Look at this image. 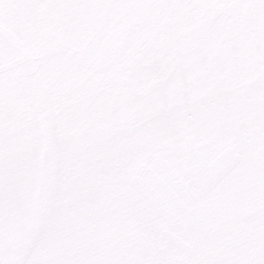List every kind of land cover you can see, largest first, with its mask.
Returning <instances> with one entry per match:
<instances>
[{
	"label": "snow or ice",
	"instance_id": "1",
	"mask_svg": "<svg viewBox=\"0 0 264 264\" xmlns=\"http://www.w3.org/2000/svg\"><path fill=\"white\" fill-rule=\"evenodd\" d=\"M0 264H264V0H0Z\"/></svg>",
	"mask_w": 264,
	"mask_h": 264
}]
</instances>
